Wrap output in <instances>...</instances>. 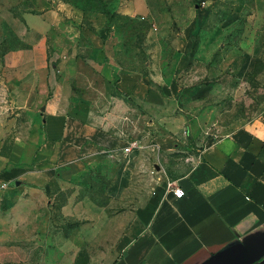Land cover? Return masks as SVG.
Masks as SVG:
<instances>
[{
  "label": "crops",
  "instance_id": "crops-1",
  "mask_svg": "<svg viewBox=\"0 0 264 264\" xmlns=\"http://www.w3.org/2000/svg\"><path fill=\"white\" fill-rule=\"evenodd\" d=\"M132 10L88 13L93 37L55 8L0 31V264H264V112L208 133L226 125L196 114L213 85L183 105L164 63L150 77L118 27ZM191 52L177 51L180 77Z\"/></svg>",
  "mask_w": 264,
  "mask_h": 264
},
{
  "label": "rangeland",
  "instance_id": "rangeland-1",
  "mask_svg": "<svg viewBox=\"0 0 264 264\" xmlns=\"http://www.w3.org/2000/svg\"><path fill=\"white\" fill-rule=\"evenodd\" d=\"M131 5L137 10H132L127 19L117 21L118 27L122 36L139 46V56L150 77L156 72L157 67H153L158 66L159 61L164 63L166 74L182 83L183 105L192 99L194 87L213 85V109L206 112L205 108L197 109L196 114L205 116L214 112L205 124L218 120L226 125L205 126L208 133L222 134L227 124L250 120L264 112V0H0V31L10 37L6 23L11 25L27 14H42L55 8L64 14L67 27L91 30L86 36L93 37L88 13L103 14L105 21H112L123 8ZM35 19L30 17V23ZM185 41H192V46L183 45ZM184 49H192L195 55L192 56V61L197 62L192 74L195 80L187 74L189 68L181 77L174 71L178 66L177 62L174 64L175 56L179 55L177 51ZM211 52L213 61L210 63ZM210 65L214 71L212 81L210 78L196 79L200 74L203 77ZM225 75V85L230 87L228 96L221 95V89L217 88V80ZM228 100L231 104L226 106L224 103ZM189 147L193 149L188 151L194 153L199 149L195 145ZM44 256L31 254L26 261L4 264H33Z\"/></svg>",
  "mask_w": 264,
  "mask_h": 264
},
{
  "label": "built area",
  "instance_id": "built-area-1",
  "mask_svg": "<svg viewBox=\"0 0 264 264\" xmlns=\"http://www.w3.org/2000/svg\"><path fill=\"white\" fill-rule=\"evenodd\" d=\"M139 146V142L133 141L127 147L124 148V153L130 155L134 149ZM8 188V184L0 181V190H6ZM167 188L176 198H182L184 196V190L176 185L174 181H170L167 184Z\"/></svg>",
  "mask_w": 264,
  "mask_h": 264
}]
</instances>
